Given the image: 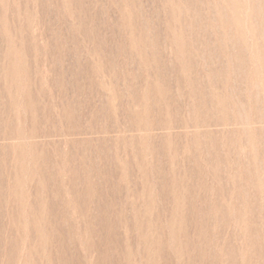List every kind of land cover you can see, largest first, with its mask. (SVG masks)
<instances>
[{
  "label": "rangeland",
  "instance_id": "obj_1",
  "mask_svg": "<svg viewBox=\"0 0 264 264\" xmlns=\"http://www.w3.org/2000/svg\"><path fill=\"white\" fill-rule=\"evenodd\" d=\"M219 3L0 0V264H264V12Z\"/></svg>",
  "mask_w": 264,
  "mask_h": 264
},
{
  "label": "bare ground",
  "instance_id": "obj_2",
  "mask_svg": "<svg viewBox=\"0 0 264 264\" xmlns=\"http://www.w3.org/2000/svg\"><path fill=\"white\" fill-rule=\"evenodd\" d=\"M262 1V3L264 2L263 0H256V1H254V0H220V6H219V19H220V22L223 24L222 25V27H224L225 29L227 28V29H229L230 31V33H231V35L234 37V40H236L239 44H242V42H243V40L244 39H242L243 38V34L244 33H246V31H249V33H252L253 34V36H255L256 34H257V32L256 33H254V28H256L257 29V27H254L255 26V24H253V22L251 21V17H252V19H253V17L254 16H252V12H251V7H250V3H252V4H254L255 6H254V8H255V11H256V15H257V13L258 14H262L263 12H264V8H262V9H260V2ZM256 2V3H255ZM191 4V3H190ZM264 4V3H263ZM186 5V4H185ZM191 5H189V7H190ZM218 7V6H217ZM169 8H171V7H169ZM183 8H185V7H183ZM191 8V7H190ZM179 9L180 8H178L177 10L179 11ZM171 10V9H170ZM175 8H173L172 10H171V12H175ZM176 10V11H177ZM216 10V9H215ZM253 10V9H252ZM177 11V12H178ZM182 11V10H181ZM170 12V13H171ZM255 13V12H254ZM188 14V13H187ZM176 15V14H175ZM177 16V15H176ZM182 16V15H181ZM195 17H198V16H196L195 15ZM256 18V17H255ZM201 19V18H200ZM199 19V20H200ZM204 20H206V19H204ZM255 20V19H254ZM202 21H203V19H202ZM202 21H200V22H202ZM218 21V20H217ZM205 22H208L207 20L206 21H203V23H205ZM219 23V22H218ZM220 23V24H221ZM254 23H256V21L254 22ZM197 24H199V23H197ZM205 24H208V23H205ZM205 24H203V25H205ZM219 24V27H221V25ZM200 25H202V23L200 24ZM216 26L218 27V25H217V23H216ZM215 26V27H216ZM206 27V26H205ZM209 27V26H208ZM213 27L214 26H212V29H213ZM214 27V28H215ZM216 27V28H217ZM218 27V28H219ZM203 27H201V29H202ZM200 29V30H201ZM209 29V28H208ZM224 29V30H225ZM202 30H207V29H202ZM211 30V29H210ZM214 30V29H213ZM220 32L222 31V29H218ZM223 30V31H224ZM216 31V30H215ZM222 31V32H223ZM225 32V31H224ZM212 33V32H211ZM226 34H227V31L225 32ZM248 33V32H247ZM179 35V34H178ZM215 35V34H214ZM218 35L219 34H217V38H218ZM221 35V34H220ZM219 35V37L220 38H222L221 36ZM258 35V34H257ZM261 35V34H260ZM224 36V35H223ZM199 37V36H198ZM258 37V36H257ZM261 37V36H260ZM202 38V36L200 37V39ZM205 38V37H204ZM203 38V39H204ZM219 38V39H220ZM218 39V40H219ZM256 39V38H255ZM176 40H178V39H176ZM218 40L216 41V42H218ZM226 40V39H225ZM224 40V41H225ZM228 40V39H227ZM231 40H232V38H231ZM231 40H229V42L231 41ZM233 40V41H234ZM220 41H221V39H220ZM222 41H223V39H222ZM223 41V42H224ZM227 42V41H226ZM251 42V41H250ZM257 42V41H256ZM221 43V42H220ZM215 44V43H214ZM217 44H219V43H216V45ZM223 44V43H222ZM228 44H231V42L230 43H228ZM234 45L235 44H233V47H234ZM254 45V44H253ZM215 46V45H214ZM217 46H222V45H217ZM241 46V45H240ZM235 47H237V48H239V49H241V47H239L238 45L237 46H235ZM242 47H244L243 45H242ZM263 47V46H262ZM261 47V48H262ZM205 48V47H204ZM208 48V47H207ZM206 48V49H207ZM219 48V47H218ZM257 49L256 50H258L259 48H258V46L256 47ZM209 49V48H208ZM222 49V48H221ZM221 49L219 50L220 52H221ZM252 49H253V47H252ZM260 50V52H259V54H261L262 52H261V49H259ZM203 51H204V49H203ZM210 51V53H213V52H211V49L209 50ZM208 51V52H209ZM251 51V50H250ZM205 52V51H204ZM207 52V50H206V53H208ZM253 52V51H252ZM214 53H216V50H215V52ZM218 53V52H217ZM216 53V54H217ZM239 53V52H238ZM237 53V54H238ZM254 53V52H253ZM256 53V52H255ZM220 54V53H219ZM245 54V53H244ZM256 54H258V53H256ZM214 55V54H213ZM221 55H222V53H221ZM238 55H240V54H238ZM262 55H264V54H262ZM261 55V56H262ZM260 55H259V57H257V55L255 56V57H257V59L259 58V59H261L262 57H261ZM154 57V56H153ZM210 57H212V55L210 56ZM216 57V56H215ZM264 57V56H263ZM208 58H209V56H208ZM219 58H220V56H219ZM154 59V58H153ZM234 59H236V58H234ZM239 59V58H238ZM241 60V59H240ZM249 60V59H248ZM247 60V61H248ZM262 60V59H261ZM261 60L260 61H258L262 66H263V68H264V61H262L261 62ZM235 61V60H234ZM239 61V60H238ZM237 61V62H238ZM245 61H246V59H245ZM246 61V62H247ZM244 62V61H243ZM257 62V63H258ZM239 63V62H238ZM241 63H242V60H241ZM250 63V62H249ZM249 63H247L248 65H249ZM237 64V63H236ZM259 64V65H260ZM260 65V66H261ZM238 66V65H237ZM239 66H241L240 68L241 69H243L241 72H243L244 73V71L246 72V67L244 68V64L243 65H239ZM256 66V65H255ZM262 66H261V68H262ZM239 68V67H238ZM251 68V67H250ZM249 68V69H250ZM241 69H238V70H241ZM258 69V68H257ZM261 70V69H260ZM223 72V71H222ZM255 73V71H253L252 70V72H250L251 74H250V78H248V80H249V82L250 83H252L253 85H255V86H257L258 88H259V86H260V84L258 83V82H260V81H258V79L256 78V76L254 75V73ZM259 72H262V71H259ZM243 73H241V74H243ZM262 74V73H261ZM264 74V73H263ZM252 75V76H251ZM261 76V75H260ZM243 78V77H242ZM261 79V78H260ZM245 80H246V78H245ZM262 81V80H261ZM248 82V81H247ZM262 85V84H261ZM257 92L259 93V92H262L263 94H264V89L262 88V89H260V90H257ZM218 103V102H217ZM219 104V103H218ZM221 105V104H220ZM217 107L219 108L220 106H218L217 105ZM222 108H224V107H222ZM220 109V108H219ZM221 110V109H220ZM221 112H224V111H221ZM222 115H223V113H221ZM229 115V114H228ZM219 117V116H218ZM228 117H230V116H228ZM233 118L235 117L234 115L232 116ZM231 117V118H232ZM226 118V117H225ZM239 120H238V119ZM237 120H236V122L238 121L239 122V125L241 124V126L244 128V129H246L247 130V128H248V122L245 120V118H244V116L242 115V113L241 112H238V114H237ZM258 118V117H257ZM262 119H263V116L261 117ZM260 118V120H262ZM215 119V118H214ZM216 119H218L217 117H216ZM221 119H223V118H221ZM220 119V117H219V120H221ZM264 120V119H263ZM214 121V120H213ZM227 121V120H226ZM225 121V122H226ZM234 121V120H233ZM207 122V121H206ZM216 122H218L217 120H216ZM223 122V121H222ZM221 122V123H222ZM235 121H234V123H236ZM220 123V124H221ZM227 123H229V122H227ZM201 124H202V122H201ZM214 124H215V122H214ZM222 124H224V123H222ZM204 125V124H203ZM217 125V124H216ZM206 126H207V124H206ZM221 126H223V125H221ZM226 126H228L227 124H226ZM199 127H200V125H199ZM163 128V127H162ZM226 128V127H225Z\"/></svg>",
  "mask_w": 264,
  "mask_h": 264
}]
</instances>
